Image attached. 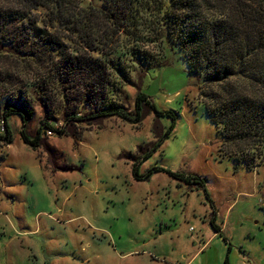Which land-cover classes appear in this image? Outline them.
Listing matches in <instances>:
<instances>
[{"label": "rangeland", "instance_id": "1", "mask_svg": "<svg viewBox=\"0 0 264 264\" xmlns=\"http://www.w3.org/2000/svg\"><path fill=\"white\" fill-rule=\"evenodd\" d=\"M150 49L156 61L134 62L123 85L128 117L66 123L51 83L49 123L64 127L53 135L39 132L47 112L24 86L35 73L0 52V119L22 108L8 99L18 89L33 111L26 124L10 112L12 142L0 140V264H264V159L249 170L222 153L200 76L178 51Z\"/></svg>", "mask_w": 264, "mask_h": 264}, {"label": "trees", "instance_id": "2", "mask_svg": "<svg viewBox=\"0 0 264 264\" xmlns=\"http://www.w3.org/2000/svg\"><path fill=\"white\" fill-rule=\"evenodd\" d=\"M101 1L102 7L92 0H0V52L35 73L24 86L47 112L39 132L64 131L49 123L51 83L62 94L66 123L128 117L123 85L131 83L134 62L150 68L157 59L150 47L164 46L178 51L190 72L200 76L220 151L256 168L264 159V0ZM64 34L77 40L68 45ZM8 80L13 87L15 78L8 74ZM23 93L18 89L8 98L18 96L21 109L3 108L0 140L6 144L12 142L10 112L19 113L25 124L33 116ZM147 100L139 93L137 109ZM71 102L91 110L79 116ZM38 139L23 131L25 143L35 145ZM188 181L204 185L197 178Z\"/></svg>", "mask_w": 264, "mask_h": 264}, {"label": "built area", "instance_id": "3", "mask_svg": "<svg viewBox=\"0 0 264 264\" xmlns=\"http://www.w3.org/2000/svg\"><path fill=\"white\" fill-rule=\"evenodd\" d=\"M3 125V124H2ZM61 129H63V127H61ZM47 134L49 135H53V131H48Z\"/></svg>", "mask_w": 264, "mask_h": 264}, {"label": "crops", "instance_id": "4", "mask_svg": "<svg viewBox=\"0 0 264 264\" xmlns=\"http://www.w3.org/2000/svg\"><path fill=\"white\" fill-rule=\"evenodd\" d=\"M219 231H220V228H219Z\"/></svg>", "mask_w": 264, "mask_h": 264}]
</instances>
